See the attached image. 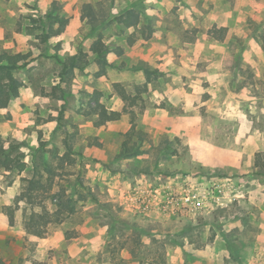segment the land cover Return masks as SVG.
Returning <instances> with one entry per match:
<instances>
[{"label": "rangeland", "instance_id": "374dc122", "mask_svg": "<svg viewBox=\"0 0 264 264\" xmlns=\"http://www.w3.org/2000/svg\"><path fill=\"white\" fill-rule=\"evenodd\" d=\"M129 10L139 27L118 23ZM50 16L68 25L45 41ZM100 34L113 65L102 76L90 52ZM2 53L31 65L0 111L1 136L27 163L0 168V264H264V0H0ZM80 53L88 65L64 83L61 62ZM97 94L120 121L96 127ZM127 141L147 154L126 155ZM38 174L39 195L77 205L44 239L27 234L32 206L18 203L23 179ZM188 192L204 204L181 201ZM171 193L175 209L165 208ZM55 201H45L52 212Z\"/></svg>", "mask_w": 264, "mask_h": 264}, {"label": "trees", "instance_id": "16d2710c", "mask_svg": "<svg viewBox=\"0 0 264 264\" xmlns=\"http://www.w3.org/2000/svg\"><path fill=\"white\" fill-rule=\"evenodd\" d=\"M82 18L88 20L92 25H96L99 22V13L92 4H85L82 10ZM52 24L49 27L48 34L45 36V41H48L54 36L64 33L68 25V20L60 16H50ZM119 24L124 28L131 29L139 27L141 23V15L136 10H129L125 14L117 18ZM58 22L60 28L55 30L53 28L54 23ZM219 33V32H218ZM221 36L218 40H224V31H221ZM218 37V36H216ZM90 52L96 57V63L101 68V73L98 76L105 75L106 69L112 68L113 65L108 59L109 49L103 40V35L100 34L96 40L93 41ZM119 55L124 53L122 48L117 50ZM87 55L80 53L79 55L70 57L65 61H62L61 79L66 83V79L70 77L75 71L85 69L88 65L86 60ZM29 54H0V111L9 109L11 103L20 97V91L23 87V82L17 78L16 72L21 69H27L31 65L29 60ZM115 89L124 101L129 100V96L126 90L121 84H115ZM95 106L88 114L89 116H97L98 121L96 127H103L109 123H114L122 119L123 114L117 111H110L102 104L99 99V94L94 98ZM136 124L133 125L129 134L130 139L135 135ZM129 141L124 144V151L126 155L141 156L147 154V152L141 149L130 148ZM141 142H146V137L142 136ZM169 149V147H168ZM0 168L6 172H19L23 173L27 170V163L25 162L24 154L18 151L17 146H7L3 137L0 134ZM37 174L32 179H23V182L28 184L24 193L19 196L18 203L26 202L32 206V212L25 218V229L28 235H32L38 239H44L48 236V227L52 224H63L68 218L77 213V205L73 199L68 198L65 194H55L54 196L45 195L47 187L44 185L43 176ZM42 178V179H41ZM50 188L53 189L54 180H50ZM44 190L43 195H39ZM43 197V198H42ZM46 199L55 200L53 204L56 206L54 212L50 211L45 205ZM39 208L40 211H36ZM11 224L14 225V212H10Z\"/></svg>", "mask_w": 264, "mask_h": 264}, {"label": "built area", "instance_id": "2783aa9c", "mask_svg": "<svg viewBox=\"0 0 264 264\" xmlns=\"http://www.w3.org/2000/svg\"><path fill=\"white\" fill-rule=\"evenodd\" d=\"M197 196H193L191 192H188L185 197L181 198V201L185 202L186 204H193L194 202L200 207L204 204V200L202 198H196ZM134 201H137V204L141 206V210L143 212H148L152 205L151 198H145L140 196V194L137 192L134 195ZM178 205V198H175L174 194H168V197L165 201V208H176Z\"/></svg>", "mask_w": 264, "mask_h": 264}, {"label": "crops", "instance_id": "0c3cea01", "mask_svg": "<svg viewBox=\"0 0 264 264\" xmlns=\"http://www.w3.org/2000/svg\"><path fill=\"white\" fill-rule=\"evenodd\" d=\"M203 145H204V144H203ZM203 145H202V146H203ZM196 159H199V158L196 157ZM200 161H203V160L200 158ZM221 163H223V160H221ZM218 165H219V163H218Z\"/></svg>", "mask_w": 264, "mask_h": 264}]
</instances>
